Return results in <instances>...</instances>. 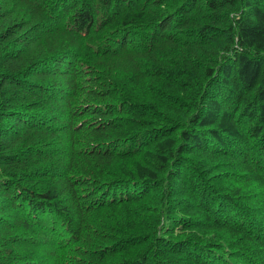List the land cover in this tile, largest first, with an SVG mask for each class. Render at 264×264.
Returning a JSON list of instances; mask_svg holds the SVG:
<instances>
[{
    "label": "trees",
    "instance_id": "trees-1",
    "mask_svg": "<svg viewBox=\"0 0 264 264\" xmlns=\"http://www.w3.org/2000/svg\"><path fill=\"white\" fill-rule=\"evenodd\" d=\"M0 264H264V0H0Z\"/></svg>",
    "mask_w": 264,
    "mask_h": 264
}]
</instances>
